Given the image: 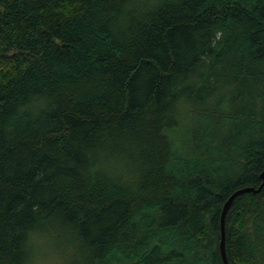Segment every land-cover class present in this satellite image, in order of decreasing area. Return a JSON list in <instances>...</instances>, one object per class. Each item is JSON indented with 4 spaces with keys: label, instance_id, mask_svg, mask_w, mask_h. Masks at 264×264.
Instances as JSON below:
<instances>
[{
    "label": "trees",
    "instance_id": "1",
    "mask_svg": "<svg viewBox=\"0 0 264 264\" xmlns=\"http://www.w3.org/2000/svg\"><path fill=\"white\" fill-rule=\"evenodd\" d=\"M264 166V0H0V264H224ZM224 217L264 264V183Z\"/></svg>",
    "mask_w": 264,
    "mask_h": 264
},
{
    "label": "rangeland",
    "instance_id": "2",
    "mask_svg": "<svg viewBox=\"0 0 264 264\" xmlns=\"http://www.w3.org/2000/svg\"><path fill=\"white\" fill-rule=\"evenodd\" d=\"M30 242L31 264H88L85 254L67 245L58 234L37 235Z\"/></svg>",
    "mask_w": 264,
    "mask_h": 264
},
{
    "label": "water",
    "instance_id": "3",
    "mask_svg": "<svg viewBox=\"0 0 264 264\" xmlns=\"http://www.w3.org/2000/svg\"><path fill=\"white\" fill-rule=\"evenodd\" d=\"M262 170L260 171V183L257 186H252V184H244L241 187H236L234 189H232L228 195L226 196V198L224 199L223 203L221 204V210H220V217H219V224H220V229H219V234H220V239H219V243H218V247H219V252H220V257L223 260L224 264H229V260L226 258V249L224 246V242H225V234H224V217L225 214L227 212V210L229 209V205L232 202V200L234 199V197L239 193H242V191H247V190H258L262 184L264 183V166H262L261 168Z\"/></svg>",
    "mask_w": 264,
    "mask_h": 264
}]
</instances>
